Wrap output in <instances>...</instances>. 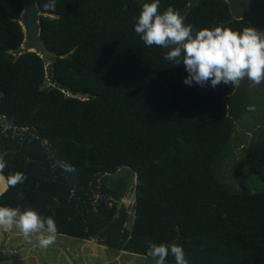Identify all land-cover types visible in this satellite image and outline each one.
<instances>
[{"label": "trees", "instance_id": "16d2710c", "mask_svg": "<svg viewBox=\"0 0 264 264\" xmlns=\"http://www.w3.org/2000/svg\"><path fill=\"white\" fill-rule=\"evenodd\" d=\"M37 2L47 13L40 24L49 64L39 51L21 52L24 0H0L3 175L27 176L0 190V206L34 209L54 219L58 234L149 259L151 241L182 246L188 264H264V191L218 177L242 112L237 87L186 85L187 71L164 59L167 49L145 46L134 25L151 0H56L54 12ZM190 3L160 0L159 11L172 6L193 34L251 27L226 0ZM245 165L264 181V140L247 149ZM121 168L138 180L130 230L127 215L117 216L127 180L114 189L101 181ZM166 263L175 264L171 254Z\"/></svg>", "mask_w": 264, "mask_h": 264}, {"label": "clouds", "instance_id": "9594fccd", "mask_svg": "<svg viewBox=\"0 0 264 264\" xmlns=\"http://www.w3.org/2000/svg\"><path fill=\"white\" fill-rule=\"evenodd\" d=\"M43 8L54 12L56 0H48ZM159 8L160 0L143 3L134 31L145 46L167 49L165 60L175 66L183 65L188 73L184 84L191 86L195 82L204 87L210 82L212 88L221 83L239 87L241 81H248L255 87L264 81V33L252 27L234 31L228 27L215 26L193 34L192 25H186L185 17L172 6L163 12ZM0 98H3L2 92ZM4 155L0 154V180H5L8 187L24 183L27 176L23 172L18 171L7 177L3 175L7 167ZM56 164L66 172L76 171L62 161ZM13 226L25 237L37 234L41 248L46 249L56 242L57 226L52 217H43L30 208L21 210L0 206V228L9 230ZM169 254L174 257L175 264H188L182 246L147 242V255L156 264H166Z\"/></svg>", "mask_w": 264, "mask_h": 264}, {"label": "rangeland", "instance_id": "374dc122", "mask_svg": "<svg viewBox=\"0 0 264 264\" xmlns=\"http://www.w3.org/2000/svg\"><path fill=\"white\" fill-rule=\"evenodd\" d=\"M49 85H52L50 76L46 81V86ZM236 91L238 98L234 108L242 112L234 116L236 129L229 145L230 152L217 164L218 177L235 189L261 192L264 181L259 175L248 172L245 160L247 149L264 140V81L255 87L248 81H241ZM227 102L230 104V99ZM21 132L16 131V134ZM101 181L111 189L127 182L128 189L119 201L117 216L127 215L124 225L130 230L135 216L137 175L121 168ZM6 186V181L0 180V190ZM114 231L111 230V234ZM109 245L97 239L83 240L57 233L56 242L44 249L38 245L37 234L25 237L15 226L9 230L0 228V264H156L153 259Z\"/></svg>", "mask_w": 264, "mask_h": 264}, {"label": "water", "instance_id": "95a60500", "mask_svg": "<svg viewBox=\"0 0 264 264\" xmlns=\"http://www.w3.org/2000/svg\"><path fill=\"white\" fill-rule=\"evenodd\" d=\"M38 0H24V10L21 23L25 31V43L22 53L27 51H39L48 64L54 58L53 52L46 46L41 36L40 15H47L38 6ZM201 0H191L189 8L198 4ZM230 4L235 19H247L252 28L264 33V0H226Z\"/></svg>", "mask_w": 264, "mask_h": 264}]
</instances>
